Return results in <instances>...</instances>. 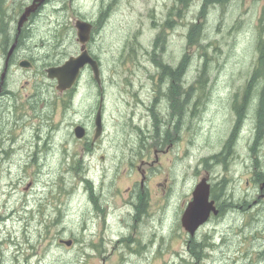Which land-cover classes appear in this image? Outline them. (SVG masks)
Returning a JSON list of instances; mask_svg holds the SVG:
<instances>
[{
	"label": "rangeland",
	"instance_id": "obj_1",
	"mask_svg": "<svg viewBox=\"0 0 264 264\" xmlns=\"http://www.w3.org/2000/svg\"><path fill=\"white\" fill-rule=\"evenodd\" d=\"M115 1L92 46L105 82V129L92 152L83 153L69 125L94 105L92 74L72 97L76 114L65 118L67 102L41 65L38 37L60 40L55 51L66 54L51 56L54 65L75 49L62 26L38 21L30 47L41 63L14 67L8 78L0 128L13 129L16 150L9 156V143L0 145V264H264V178L256 176L264 173V77L248 88L264 47V0L213 2L200 20L204 0ZM81 4L95 9L93 0ZM185 55L181 79L162 72L174 75ZM177 86L180 108V94L171 100ZM27 99L33 108L15 116L12 103ZM202 177L224 212L190 236L181 214Z\"/></svg>",
	"mask_w": 264,
	"mask_h": 264
},
{
	"label": "flooded vegetation",
	"instance_id": "obj_2",
	"mask_svg": "<svg viewBox=\"0 0 264 264\" xmlns=\"http://www.w3.org/2000/svg\"><path fill=\"white\" fill-rule=\"evenodd\" d=\"M81 1L82 0H70V2H72V6H70L69 8V0H26L23 3L18 2L20 5L18 4L17 6L10 9L7 8L6 5L3 7V4L1 5V0H0V57H1L0 63L2 66V71L3 70L6 71L4 83L2 85L0 92V105L2 107H5V103L8 105V102L6 101L11 93V91L7 88L8 78L10 77L11 72L16 69L14 67L33 69L34 67H36L37 62L41 63L40 59L37 58L36 55L34 54L35 50L31 49L30 47V43L33 42L38 36L37 35L38 29L40 28L38 21L45 24L47 30L54 29L56 25L62 26L66 31L61 36V38L64 37L65 34H67V38H72V40H74L73 45H75V49L72 52L69 50L67 51L66 57L68 58L70 56H76L81 52V50H85L87 54L97 62V65L99 67L98 80L94 78L91 66L88 63H86L83 66V68L80 70L79 76L75 81V83L73 84V86L62 92L59 91V93H61L60 96L63 98V100L65 99L67 102L66 112L64 117L66 118V117H70L71 114H76L74 109H72V112L70 111V109L72 108L71 103L73 102L72 97L77 91L79 85L81 84L82 77L84 76V74L87 72L90 75L92 74V79L95 89V94L93 96V98L95 99V100L93 99L94 105L90 106L87 112L84 113L83 117H81L79 120H74L69 122V125L71 126V130H73L72 136L76 137L77 141L81 142L82 150H85L83 153H85L86 151L92 152L93 149L95 148V145L100 143L102 139V134L104 133V129H105L104 126L105 107L102 104L105 82L102 76L100 60L94 54V51L92 49L93 41L95 40L96 35L99 32H101V29L105 24V22L108 20V18L111 17V15L116 11L117 5H115L116 3L115 0H93V3L95 4V9L90 8L88 9V11H84V10L82 11ZM26 9H28L27 12ZM7 10L10 11L8 12ZM23 14H25V18L20 22V18ZM77 21H82L85 24L84 26H88L87 39L84 41V43L78 39V28L76 27ZM169 22H173V21L170 19ZM32 29L33 31L31 32ZM38 38L39 39L37 40L40 41V46H41V49H39L38 52L39 51L42 52L41 65H48V66L58 65V64L54 65L53 60L50 59V57L54 56L55 54H60V55L66 54L65 51L62 52L55 51L54 47L60 44V40L59 42L57 41L54 44L53 43L49 44L43 41L42 40L43 38L40 37ZM45 57L47 58V60L50 59L49 61H47V63L43 61ZM23 60L28 61L30 63L29 66L27 67L21 66L20 62ZM251 85L252 82H249L248 86ZM178 87L179 86H177L175 92L173 93L171 100L173 98L176 99L177 94H180ZM97 97H98V101H97ZM153 99L155 102L156 97H154ZM33 103H34L33 101L28 99L20 106H18L17 103H12L14 115L21 117V115L26 114L25 107L33 108L34 105ZM26 104L28 106H26ZM98 113L100 114V127H99L100 131L98 132V134H96L97 133L96 116ZM239 121L240 119H238L237 122ZM77 126H81L83 128V134L81 137H77L75 135V128ZM91 127H93L92 132H91ZM53 129L57 130V127L55 128L52 125L50 128V132H52ZM5 130L6 128H0V145L9 143L10 147L8 148V150L10 154L9 152L5 151L6 149H2V152L7 153L9 154V156H11L16 150L12 146V144L16 142V139L15 137H13V134L10 133V130H13L12 128H9L6 131ZM237 130H238V123L233 127L231 134L226 142L227 145L232 141V138L233 136L236 135ZM4 132L7 133L5 134ZM51 135H49L48 138V141L50 142H52ZM257 135L259 134L257 133ZM157 139H158L157 140L158 143L161 142V144L164 141L160 133V130H158ZM170 141L171 139L168 140V143ZM227 145H225V147ZM210 191H211V186H210ZM213 200L215 202V206L218 209V214L214 216H220L224 212V208L222 205L219 204V202L216 199ZM136 212H139L137 208H136ZM0 216H1L0 223L4 224L3 217L5 216L4 215H0ZM60 243L64 244L67 247H70L73 246V244H75V239L71 240L70 245H66L61 240Z\"/></svg>",
	"mask_w": 264,
	"mask_h": 264
},
{
	"label": "water",
	"instance_id": "obj_3",
	"mask_svg": "<svg viewBox=\"0 0 264 264\" xmlns=\"http://www.w3.org/2000/svg\"><path fill=\"white\" fill-rule=\"evenodd\" d=\"M29 9V8H28ZM26 9V12L27 10ZM26 14V13H25ZM25 14L20 18V22L24 20ZM84 22L77 21L76 27L78 28V39L84 43L87 39L88 26H84ZM88 63L91 66L94 78L99 79V67L97 62L87 54L85 50L76 56H70L65 59L61 64L55 66H49L46 68V76L49 79L56 80V89L60 92L71 88L77 80L80 70ZM29 62L23 60L20 62L21 66H29ZM6 71L3 70L0 74V92L4 83ZM97 133L100 131V114L96 116ZM83 134V128L77 126L75 128V135L81 137ZM212 215L218 214V209L215 206V202L210 198V182L206 177H202L192 190L191 200L187 203L181 214V225L189 233L190 236H194L195 232L202 226ZM66 245L71 244V240H64Z\"/></svg>",
	"mask_w": 264,
	"mask_h": 264
},
{
	"label": "trees",
	"instance_id": "obj_4",
	"mask_svg": "<svg viewBox=\"0 0 264 264\" xmlns=\"http://www.w3.org/2000/svg\"><path fill=\"white\" fill-rule=\"evenodd\" d=\"M182 1L184 2L185 5H187L188 2H189L188 0H182ZM227 1L228 0H204L203 4L201 6L202 8H201L200 13H199L200 16H198V20H200L202 17L205 16L206 7L210 3L216 2V3L224 4ZM189 37H190V35L188 36V39H189V43L191 44L193 41ZM258 49H259L258 67L253 72V75H252L251 80L249 82H253L254 79L258 78L260 75L264 77V47H263V45L260 44L258 46ZM183 59H184V63H181L180 66L176 67V72H175L174 75H171L168 71L166 72L165 71V66H162V72H165V74L169 75L173 80L181 79L184 71L186 70L185 67L187 65V55L183 56ZM163 67H164V70H163ZM166 69H167V67H166ZM207 70H208V66L206 65V60H204L203 64L201 65V67L199 69V72L197 74V78L195 79L196 82L199 83V85H200L199 87L200 88H202L204 86V82L207 80ZM170 72H172V71L170 70ZM178 76H179V78H178ZM249 87L250 86H248V88ZM184 100L185 99L182 96V92H180L179 101L177 99H175L174 102H175V104H177V101H178L179 108H180V105L184 106V104L186 103ZM258 107H259V111H258V115L259 116L257 117V119L264 121V87H262V90H261V95H260V98H259ZM182 109H183V107L181 108V110ZM220 156H217V157H220ZM214 157H216V156H212L211 158H214ZM222 157H223V155H222ZM222 157H220V158L223 159ZM256 176L257 177L258 176H263V178H264V173L263 172H258L256 174ZM211 195H212V197L217 198V195L214 193V191L212 189H211ZM219 204L222 205V203H219ZM196 254H197V257H199L198 253H196Z\"/></svg>",
	"mask_w": 264,
	"mask_h": 264
},
{
	"label": "bare ground",
	"instance_id": "obj_5",
	"mask_svg": "<svg viewBox=\"0 0 264 264\" xmlns=\"http://www.w3.org/2000/svg\"><path fill=\"white\" fill-rule=\"evenodd\" d=\"M1 241H2V240H1ZM1 241H0V242H1Z\"/></svg>",
	"mask_w": 264,
	"mask_h": 264
}]
</instances>
